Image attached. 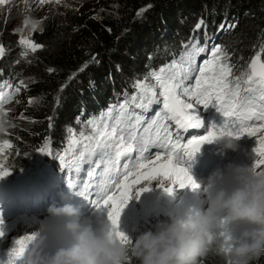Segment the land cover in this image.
<instances>
[{
    "label": "snow or ice",
    "instance_id": "obj_1",
    "mask_svg": "<svg viewBox=\"0 0 264 264\" xmlns=\"http://www.w3.org/2000/svg\"><path fill=\"white\" fill-rule=\"evenodd\" d=\"M5 2L0 0V5ZM37 2L43 4L46 0ZM144 11L146 9H141L137 14L142 15ZM28 23V20L24 21L25 25ZM203 24L201 20L196 29H200ZM37 26L38 22L32 23V30ZM225 27V24H221L220 30ZM21 31L16 29L17 33ZM19 43L24 48L21 55L25 58L29 50L35 52L42 47L23 35ZM183 48L178 58L153 69L143 79H137L131 96L118 106L112 105L99 117L86 121L79 132L69 128L67 147L63 153L56 154L62 169L69 173L68 187L89 200L97 209L107 210V220L114 230L109 234L122 244L131 243V238L120 230L119 221L133 190L139 195L149 190L141 185L157 180L161 187H164V181H170L164 188L169 194L175 186L180 189H199L200 185L181 161L184 157L192 158L205 143H212L222 136L235 139L245 135L254 137L256 159L252 168L264 173V59H261L264 48L250 59L247 70L239 75L234 74L228 53L219 45H212L209 50L207 42L201 46L199 40L193 38ZM209 51L210 55L197 64V57ZM4 53L5 49L0 45V57ZM87 66L86 62L79 71H84ZM20 85L26 87L23 81ZM20 85L4 82L3 88H0V110L20 91ZM6 88L12 91L5 92ZM31 103L32 98L29 99ZM154 104H162V108L152 118H146L145 113ZM209 105H213L224 117L223 125L212 124L203 135H191L185 140L181 131L203 127V121L196 114L198 106L207 109ZM20 118L26 119L23 113ZM6 123L0 118V126ZM10 148L8 140L0 142V179L8 176L12 170L6 163L12 155L7 151ZM150 149L157 151L153 155ZM37 151L51 155L49 139ZM15 155L19 156V152ZM84 163L90 165L87 180L73 179L72 170L75 169L78 176ZM3 224L0 217V238L4 237ZM36 235V232H29L15 238L3 264L23 261ZM227 252L226 248L222 254Z\"/></svg>",
    "mask_w": 264,
    "mask_h": 264
},
{
    "label": "trees",
    "instance_id": "obj_2",
    "mask_svg": "<svg viewBox=\"0 0 264 264\" xmlns=\"http://www.w3.org/2000/svg\"><path fill=\"white\" fill-rule=\"evenodd\" d=\"M141 9L146 11L138 15ZM229 11L234 14H227ZM221 17L238 22L237 30L220 44H227L233 65H239L235 72L239 75L247 70L254 52L264 48V0H118L114 15L97 19L88 16L76 28L57 27L43 20L31 38L42 47L28 51L26 58L21 56L24 49L19 47L18 38L2 32L5 53L0 59V71L20 75V82L26 85H20L16 98L23 97L21 107L17 102L9 107V115L19 108L26 119L20 118L21 114L9 116L4 126L3 140L11 144L8 161L20 166L34 160L46 139L52 143L50 150L55 155L54 146L64 144L68 129L82 127V115L93 116L88 110L103 104L110 95L115 100L125 97L127 81L131 80L130 92L134 82L146 76L141 74L143 68L155 69L184 46L191 33L189 23ZM148 33L158 34L161 39ZM86 62L87 68L79 71ZM24 153L31 157L26 162L21 158ZM128 223L127 219L120 223V230ZM136 235L134 228L129 237L134 239ZM226 256L211 251L200 264H218L220 260L229 264ZM128 264L138 261L129 256ZM254 264H264V256Z\"/></svg>",
    "mask_w": 264,
    "mask_h": 264
},
{
    "label": "clouds",
    "instance_id": "obj_3",
    "mask_svg": "<svg viewBox=\"0 0 264 264\" xmlns=\"http://www.w3.org/2000/svg\"><path fill=\"white\" fill-rule=\"evenodd\" d=\"M2 130L4 126H0ZM215 141L218 155L238 149L233 137L222 136ZM206 184L202 192L206 207L158 220L127 245L109 234L114 232L110 225L96 227L95 216L93 221L82 218L79 206L53 201L46 209L47 215L35 216L49 217L51 223L35 231L37 235L24 254L23 264H128L129 256L138 264H200L209 252L223 253L226 248L229 264H254L264 256V173L229 162L213 170ZM46 194L44 189L40 196ZM25 215L29 214L23 210L3 219L4 233L9 221ZM126 219L124 216L119 224ZM1 244L0 253L13 246Z\"/></svg>",
    "mask_w": 264,
    "mask_h": 264
},
{
    "label": "rangeland",
    "instance_id": "obj_4",
    "mask_svg": "<svg viewBox=\"0 0 264 264\" xmlns=\"http://www.w3.org/2000/svg\"><path fill=\"white\" fill-rule=\"evenodd\" d=\"M118 0H60L59 3L56 0H46L45 3L39 4L37 0H6L5 4L0 5V45L2 42L1 34L2 32H9L14 34V37L20 40V36L23 35L27 39H31L36 31L41 28L42 21L45 20L46 24L54 23L57 27H62L69 25L72 28H76L81 25L82 19L86 17H93L95 19L103 16H112L117 10ZM8 15V16H4ZM28 20L27 25L24 24V21ZM38 22L37 28L33 31L31 28L32 23ZM198 21L189 23V28L193 29ZM16 29H22L20 33L16 32ZM19 47L24 49L20 43ZM30 51V50H29ZM22 56V55H21ZM3 57V56H2ZM0 57V59L2 58ZM19 63V62H17ZM16 63V64H17ZM15 64V65H16ZM236 71H234L235 73ZM13 79H16L20 82L21 76L16 75L15 73H10ZM36 99V98H34ZM37 100V99H36ZM21 107V104L24 102L23 97H20L14 101ZM27 102V101H26ZM3 113V120L6 121L7 118L14 117L16 118L21 114L19 108L12 114L9 115V108L5 109ZM4 111V110H2ZM1 112V111H0ZM5 126V125H4ZM6 137V131L0 132V142L3 141ZM69 137V132L67 133ZM51 143V142H50ZM52 144V143H51ZM65 148L64 144L61 143L59 146H54V154L60 153L62 149ZM10 152V150H7ZM21 158L24 162L28 161L31 157L26 153L21 155ZM7 165H10L9 161H6ZM45 164L53 170L54 174H57L61 170V165L59 159L55 155H47L45 157ZM39 176L38 174L35 175ZM45 182L46 179L44 178ZM170 184V181H164V187L160 186V181H152L148 185H141L140 187H147L149 190L142 191L139 194H145L150 197H159L167 194L164 190ZM135 190V189H134ZM180 188L175 186L173 189V196H175L176 202L172 210L164 218L159 217V219H166L169 217L176 216L178 214H185L189 211H194L197 208L206 207V204L203 200L197 202L198 197L185 192L179 194ZM136 192V190H135ZM137 193V192H136ZM128 225L123 230L128 236L132 234V230L135 228L136 231L142 232L152 228L156 223L158 218L155 217H143V216H132L125 215ZM35 226L28 227L25 226L26 232H19L20 236L25 233L38 231L45 225L51 223L50 218H35ZM19 230V229H18ZM17 236L11 234L7 241H2L3 246L9 247L13 244V241Z\"/></svg>",
    "mask_w": 264,
    "mask_h": 264
},
{
    "label": "bare ground",
    "instance_id": "obj_5",
    "mask_svg": "<svg viewBox=\"0 0 264 264\" xmlns=\"http://www.w3.org/2000/svg\"><path fill=\"white\" fill-rule=\"evenodd\" d=\"M232 11H229L227 14H234V13H231ZM168 16H171V15H168ZM180 17V16H178ZM177 17V18H178ZM204 20V19H203ZM197 21V20H195ZM204 24L203 26L200 28V29H191V28H188L191 33L189 34V40H192L194 37H203L206 35V32H205V29L208 27V24L211 22L212 23V26L214 27V32L216 33V39L215 38H212V39H207V40H212V41H215L216 42H221L223 40H225L226 36H231L233 33H232V27H227V25H233V27L238 24V22H229V21H222V17L217 19V20H214L212 18H210V21L209 22H206L205 20L203 21ZM220 23V24H218ZM221 24H225L226 27L223 29V30H220V25ZM156 30H158L157 28H154ZM230 30V31H229ZM160 31V30H158ZM150 36H154V37H157V38H160L158 36V34L156 35H153L151 33H148ZM226 34V35H225ZM225 35V36H224ZM203 41L202 43L205 44V42L207 41ZM187 42V43H188ZM203 46V45H202ZM221 46L222 48H224L226 50V52L228 53L229 57H230V63L233 65L232 63V58H231V55L229 54V51L230 49L228 48L227 44H222V45H219ZM184 48H183V45L179 46L178 49L174 52L173 55L169 56L164 62H162L161 64H157L156 67L159 68L165 64H168L172 59L174 58H178L179 57V54L181 53V51H183ZM261 50V49H260ZM260 50H257L256 52H254V55L260 51ZM210 54H208L207 56H209ZM206 56V57H207ZM206 57L203 56V54H201V56L197 57V64H199L203 59H205ZM3 59V57L1 58ZM1 65V64H0ZM234 66V71L237 70V68L239 67V65H233ZM150 71L152 70H148L147 68H143L141 70V74H148ZM130 84H131V80L127 81L126 82V86H125V89H126V97H130L131 94L133 92H129L130 90ZM115 100V96L113 95H110L108 96L105 101L103 102V104H100L99 106L96 105V108L95 109H90L88 110V112L90 114H96L98 113L103 107L105 108H108L109 106H111L113 104V101ZM117 104V103H116ZM162 105V104H161ZM161 105H157V104H154L152 105V107H158V106H161ZM6 110L4 109V111H1L0 112V118L3 119V113L5 112ZM139 111V110H137ZM146 115V118H149L153 115V113L151 114H145ZM222 116L221 114L217 117H220ZM92 116H88L87 114L85 115H82V121L83 123H85L86 121L90 120ZM216 116H214L212 118V124H215L216 122L214 120H218ZM211 124V125H212ZM201 129H195L193 131H189L188 133H191V132H199ZM252 139V137H249V139L247 140V143ZM246 151H247V155L248 157H251V158H256L255 157V154L252 150V148H246ZM236 152H238L239 154L243 153L244 150L240 149V150H237ZM214 154H217L214 153ZM12 170H11V173L4 177L3 179L6 180L8 182V185H7V191H3V194L5 196V201L9 202V197L14 194V195H17V194H22L24 193L25 195H28L30 192H29V188L31 187L32 185V177L34 174H39L41 173V170H40V165L33 161V160H29V162H27L26 164L24 165H20V166H17L16 164H10L8 165ZM46 169V168H44ZM63 170V169H62ZM198 177V180L199 178H201L200 176L201 175H197ZM35 181L37 182H40V177H35ZM62 180H59L58 182H61ZM65 193H63L64 195ZM33 200V199H32ZM202 199H198L197 202H200ZM18 202L19 204L22 203V200H21V197H18ZM88 204V203H87ZM89 206L93 207V205H91V203H89V205H87L84 209H81V213H82V217L84 216V214L87 212L86 210L89 208ZM36 208V207H34ZM26 209V208H25ZM47 213V212H46ZM44 213V214H46ZM37 214H29V215H25V216H20V217H16V218H13L15 220H11L9 221L8 223V226H7V230L5 231L4 233V237L0 238V241H7L8 237L13 234L17 237L20 236L19 232H26L25 231V226H28V227H33L35 226V221H34V217L36 216ZM93 217L94 215H90L88 218H90L92 221H93ZM19 229V230H18ZM19 231V232H17ZM218 264H224L223 263V260H220V262Z\"/></svg>",
    "mask_w": 264,
    "mask_h": 264
}]
</instances>
